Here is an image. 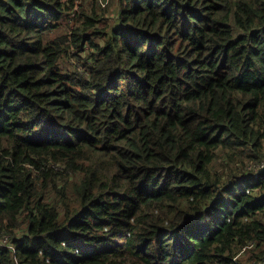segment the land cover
I'll return each instance as SVG.
<instances>
[{
    "label": "trees",
    "instance_id": "1",
    "mask_svg": "<svg viewBox=\"0 0 264 264\" xmlns=\"http://www.w3.org/2000/svg\"><path fill=\"white\" fill-rule=\"evenodd\" d=\"M108 1L0 0V264H264V0Z\"/></svg>",
    "mask_w": 264,
    "mask_h": 264
},
{
    "label": "rangeland",
    "instance_id": "2",
    "mask_svg": "<svg viewBox=\"0 0 264 264\" xmlns=\"http://www.w3.org/2000/svg\"><path fill=\"white\" fill-rule=\"evenodd\" d=\"M76 2V6L82 8L84 11H90V9L93 7L98 13L101 14V16H104L108 22L113 21V19L116 16V13L112 6H109L108 0H73ZM73 11V9H72ZM75 19V13L74 11L71 12L70 17L62 24L60 25L59 29L57 30L59 33H62L64 31H68L70 25L74 26ZM69 25V27L67 26ZM264 151V146H263ZM255 160L251 159L249 156H247L246 153L238 155L234 160H229V162L221 158L218 163L230 165L233 169L237 170L239 174H250V171H252V165ZM260 256H263V254L260 252L259 248H254L253 245L246 246L244 248L239 249V251L235 254V259L239 264H254V261H256L257 258ZM260 264V263H256Z\"/></svg>",
    "mask_w": 264,
    "mask_h": 264
},
{
    "label": "built area",
    "instance_id": "3",
    "mask_svg": "<svg viewBox=\"0 0 264 264\" xmlns=\"http://www.w3.org/2000/svg\"><path fill=\"white\" fill-rule=\"evenodd\" d=\"M254 171H264V158L252 165Z\"/></svg>",
    "mask_w": 264,
    "mask_h": 264
}]
</instances>
